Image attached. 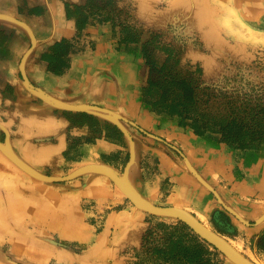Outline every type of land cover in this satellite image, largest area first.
Instances as JSON below:
<instances>
[{
	"label": "rangeland",
	"instance_id": "rangeland-1",
	"mask_svg": "<svg viewBox=\"0 0 264 264\" xmlns=\"http://www.w3.org/2000/svg\"><path fill=\"white\" fill-rule=\"evenodd\" d=\"M73 15L79 33L54 46L48 56L50 71L65 74L71 53L103 50L105 57L88 67V76L96 81L102 73L110 96L116 100L114 87L121 83L111 66L122 58L130 65L128 80L121 85L132 88L126 92L131 104L117 111L127 120L105 112L100 108L104 106L89 104L75 109L51 102L56 106L50 103L47 109L50 101L46 97L15 93V87L26 81L40 87L21 67L26 54L30 52V59L35 48L33 39L28 51L11 67L9 80L0 87V152L5 155L3 146L10 142L25 157L24 145L35 144L34 137L29 141L19 136L20 117L11 121L6 113L11 104L29 105L47 122L53 115L64 118L68 122L65 147L58 146L57 138L40 137L37 143L48 145L49 152L48 158L43 155L31 162L37 170L49 176H67L95 163L125 178L136 159L139 169L133 181L136 186L149 187L148 194L156 205L181 204L178 207L188 210L254 264H264V144L259 149L241 150L221 142L217 135L201 136L178 116L157 111L153 106L157 96L145 95L150 58L159 67L170 65L202 89L230 92L237 99L252 102L264 99V0H89ZM5 24L28 33L13 20ZM88 26H102L98 39L85 35ZM9 35V29H0V58ZM31 90L40 93L39 89ZM129 108L135 109V119ZM74 129L76 133H70ZM190 137L220 150L205 157L198 146H188ZM103 141L110 147L101 145ZM187 159L223 202L192 173ZM1 161L0 175L5 177L0 176V188H5L2 182L16 198L33 194V199L44 204L46 215L37 214L20 199L11 214L0 210V264H133L142 253L148 231L183 222L139 208L119 192L114 180L99 174L48 183L24 173L9 160ZM160 181L163 186L157 197L153 188ZM139 221L143 229L128 234ZM216 252L224 264H237L218 248Z\"/></svg>",
	"mask_w": 264,
	"mask_h": 264
},
{
	"label": "crops",
	"instance_id": "crops-1",
	"mask_svg": "<svg viewBox=\"0 0 264 264\" xmlns=\"http://www.w3.org/2000/svg\"><path fill=\"white\" fill-rule=\"evenodd\" d=\"M88 1L89 0H0V14L11 16L13 18L19 16L21 20L18 18L16 19L24 22L30 28L28 30L19 23H17V25L22 27L24 30H28V33L18 29L10 28L11 26L5 24V22L10 24V20L12 19L0 16V29H9L10 32L7 42L5 43V47H3V54L0 58V87L4 81L7 79L9 80L8 75L11 73V67H14L16 61L28 51L34 39L35 48L30 59L28 56L27 59L29 60H25V64L27 61V64L25 65V71L28 72V77L32 81H35L37 84H39L41 88L32 85L29 81V83L32 85V88L36 90L39 89L41 93L50 94L60 101L80 105L82 108L88 107L89 104L104 106L100 108L111 110L123 116V114L117 110H120L124 104L130 106L131 100L129 99V96L126 95V92L131 91L132 88L121 85L127 82L130 75V65L125 64L126 61H123L122 58L118 57L119 59L114 61L116 66H111L115 72L117 81L121 83L119 86L114 87L116 100H113L114 98L110 96L108 92V82L104 77H102V73H100L101 75H97L95 77L96 81H92V79L88 76V71L90 69L88 67L93 63L102 62V57H105L103 50L98 49L97 52L93 53H71L68 57L70 63L69 69L63 75H56L49 69L51 63L48 56L52 55L54 46L57 43L63 42L65 40H72L77 37L79 33L78 20L73 15V11L78 6L86 5ZM84 32L85 35H88V38L98 39L102 32V26H88ZM98 80L100 81L98 82ZM15 88V93L20 92V95H24L28 98L34 97V93L29 87H27L26 83H22ZM134 97L135 102H138L139 97L137 94H135ZM43 103H45L44 100ZM47 104L49 106L46 107L49 109L52 105L46 103V105ZM129 109L133 114L131 115V118L135 119L137 116L136 112L134 111L135 109ZM6 113L10 117L11 121H13V118L19 117L21 120L26 119L28 121V127L20 128L19 136H25L26 138L28 137L29 141L31 137L35 138V144L29 143L30 146L36 148L35 153L27 156V153L25 150H23L25 159H27L29 164H31V162L33 163V160L36 161L39 158H42L43 155L48 158L49 146L46 145L45 147L44 144L40 145L37 143L40 142L38 141L40 137H53L54 141L56 140L55 138H57L58 141L56 143L58 146L62 147V149L65 147L66 141L64 138L66 133L64 131H66V128L68 127V122L64 118H57L55 115H53L52 121H44L42 114L33 113L29 108V105L24 103H18L16 105L11 104L10 107H8V111L6 110ZM99 115L101 117L103 116V114ZM33 126L36 127L34 128ZM76 131L77 130L74 129L73 131H70V133H76ZM187 144L191 148L193 146H198L201 154L205 155V157H209V152L220 150L218 147L207 143H202L201 141L198 142L196 139L191 137L189 138ZM101 145L110 147L109 143L105 141H103ZM213 163L214 158L211 159V164ZM138 169L139 162L135 159L131 164L130 172L127 173L128 180L132 183L137 191L152 201L153 197L148 194L149 187L146 184L141 185L140 183L136 186L133 181V176ZM256 174L261 175L262 172H257ZM207 175L211 176L209 173H207ZM162 186L163 183L160 181L153 188L154 194L157 197L159 196V191L161 190ZM68 200L70 201L71 199L68 198ZM179 205L181 204L176 203L175 206ZM143 226L144 224L139 221L137 223V228L132 229L128 234H137V230H142Z\"/></svg>",
	"mask_w": 264,
	"mask_h": 264
},
{
	"label": "trees",
	"instance_id": "trees-1",
	"mask_svg": "<svg viewBox=\"0 0 264 264\" xmlns=\"http://www.w3.org/2000/svg\"><path fill=\"white\" fill-rule=\"evenodd\" d=\"M148 65L151 70L145 95L157 96L153 103L157 111L178 116L197 134L217 135L221 142L241 150L259 149L264 144V99L252 102L230 92L202 89L168 64L159 67L149 58ZM211 247L215 248L181 222L148 231L142 253L133 264H224L218 259L217 248L212 251Z\"/></svg>",
	"mask_w": 264,
	"mask_h": 264
},
{
	"label": "bare ground",
	"instance_id": "bare-ground-1",
	"mask_svg": "<svg viewBox=\"0 0 264 264\" xmlns=\"http://www.w3.org/2000/svg\"><path fill=\"white\" fill-rule=\"evenodd\" d=\"M0 16H3V17H5V18H10V19H12V20H14L15 22H17V23H19V24H21V25H23L24 27H26L28 30L30 29L29 28V26L27 25V24H25L24 22H22V21H20V20H18V19H16V18H13V17H11V16H6V15H3V14H0ZM30 33H32V32H30ZM33 35V34H32ZM30 53V52H29ZM29 53H27L26 54V56H25V58H24V61H23V63H22V65H21V67H22V70L23 71H25V60L28 58V56H29ZM26 84H27V86L31 89V84L29 83V81H26ZM32 91V90H31ZM33 93H34V97H37V98H39V99H41L42 97L44 98V97H46L47 98V100L48 101H50L49 102V104L51 103V102H55L58 106H60V107H68V108H75V109H80V108H82V106H80V105H76V104H73V103H70V102H64V101H60V100H58L57 98H55V97H53L52 95H50V94H44V93H35L34 91H32ZM48 96V97H47ZM42 98V99H43ZM45 99V98H44ZM52 104V103H51ZM52 105H54V104H52ZM54 106H56V105H54ZM103 110H105L106 112H109V113H111V114H113L115 117H117L118 119H121L120 117H123L121 114H119V113H116V112H113V111H111V110H107V109H105V108H102ZM124 118V117H123ZM121 120H123V119H121ZM18 127L19 128H23V127H28V121L26 120V119H24V120H20V122L18 123ZM34 128L36 127V126H33ZM24 150H25V152L27 153V156H30L32 153H35V151H36V148L35 147H33V146H30L28 143H27V145L25 144L24 145V148H23ZM1 153V152H0ZM3 153L5 154V155H3L2 153L0 154V160H2L1 162H7V160H9L10 161V163H13L15 166H17L18 168H20L24 173H26V174H29L30 176H33V177H35V178H37V179H39V180H41V181H44V182H55L54 180H55V178L54 177H64V176H49V175H47V174H44L43 172H41V171H39V170H37L34 166H32L31 164H29L28 162H27V159H25V157H22L21 155H20V153H18L17 151H16V149L14 148V146L13 145H11V143L9 142L8 143V146H3ZM186 164H188V166H189V168H190V170L192 171V173L200 180H202L204 183H207V185L211 188V189H213V190H215L214 188H213V186L208 182V181H206L199 173H198V171L195 169V167L191 164V162L187 159V163ZM106 169H108V170H110L112 173H114L115 175H117L118 176V174L116 173V172H114L113 170H111V169H109L108 167H105V166H102V165H99V164H88V165H84V166H81L80 168H78V169H76L75 171H73L72 173H70L72 176H74V178H72V179H70V180H73V179H75V178H77V177H79V176H81L82 174H85V173H96V174H99V175H101V176H103L104 177V179L105 180H114L116 183H117V185H118V190H119V192H121V193H123L124 195H127L132 201H133V199H132V196H131V194H129V192L127 191V188L125 189L124 187H123V185L122 184H124L125 185V187H128V189H130L131 190V192H135V193H137V194H139V196L141 197V199L143 200V201H145V203L146 204H148V203H150V204H153V205H156L154 202H152V201H150L149 199H147L146 197H144L139 191H137L136 190V188L132 185V183L131 182H129V180H128V177H125V178H121L120 177V179L122 180L121 181V183L120 182H117L116 180H115V176H112L111 174H109V173H107L106 172ZM69 174V175H70ZM2 178L3 177H5V176H3L2 174L0 175ZM122 176H124V175H122ZM127 176V175H126ZM115 177V178H114ZM117 179V178H116ZM3 180H4V178H3ZM202 182V183H203ZM1 184L3 185V186H5V188H3V190L0 188V199L2 200V204H3V206L2 207H0V210L2 211L3 210V212L4 213H6V215H9V214H11L12 212H14V211H16L15 210V207H16V200L17 199H20L21 200V202H22V204L23 205H31L30 207H31V209L34 211L35 210V212L37 213V214H41V216L42 217H44L46 214H44V210H45V207H44V204L42 203V202H40L38 199H33L31 196L33 195V194H28V193H24L23 195H24V197H22V198H16L17 197V195L16 194H14V195H10L9 193L10 192H14V191H11V190H9L8 189V187L6 186V185H4L2 182H1ZM205 186H206V184H204ZM208 186H206L207 188H208ZM11 189V188H10ZM210 190V189H209ZM216 191V190H215ZM15 192H16V189H15ZM217 192V191H216ZM15 195H16V197H15ZM36 195V194H35ZM35 198H37V196H34ZM134 202V201H133ZM136 204V203H135ZM137 205V204H136ZM145 205V204H144ZM34 208H33V207ZM139 208H141V209H143V210H146V211H148L149 212V210L148 209H146V207L145 206H141V205H137ZM156 206H159V205H156ZM18 207H20V204H18V206H17V209H18ZM163 207H174V208H177V209H181V210H183V211H186V209H184V208H181V207H178V206H163ZM187 212H188V210H187ZM152 213V212H151ZM154 214H156V213H154ZM159 215V214H158ZM162 216H165V215H162ZM52 217H55V215L53 214V216ZM168 217H171V216H168ZM198 219V218H197ZM209 229V228H208ZM244 255V254H243Z\"/></svg>",
	"mask_w": 264,
	"mask_h": 264
},
{
	"label": "water",
	"instance_id": "water-1",
	"mask_svg": "<svg viewBox=\"0 0 264 264\" xmlns=\"http://www.w3.org/2000/svg\"><path fill=\"white\" fill-rule=\"evenodd\" d=\"M120 118L123 119V120H127V119H125L123 117H120ZM143 131L146 132L145 130H143ZM106 172L109 173V174H111L112 176H115L117 178L116 179L114 177L115 180L117 182H120L121 183L122 180L120 179L119 176L115 175L114 173H112L108 169H106ZM54 178H55V180H54L55 182H62V181H68V180L74 178V176H72L70 174V175H67V176H64V177H54ZM204 184H206V186H208L207 183H204ZM122 185H123V187L125 189L127 188V191L129 192V194H131L133 201L137 205H141V206L143 205V206H145L146 209L149 210V212L156 213V214H159V215L171 216V217L177 218L179 220H182L188 226H190L197 234H199L201 237H203L208 242H210L215 247H217L219 250H221L223 253H225L235 263H237V264H254L250 259H248L246 256H244L243 254H241L237 249H235L227 240H225L224 238H222L221 236H219L215 232H213L210 229H208L193 214H191V213H189L187 211H183L181 209L174 208V207L156 206V205H153V204H150V203L146 204L145 201H143L141 199V197L139 196V194H137L135 192H131V190L128 189V187H125L124 184H122ZM208 188L210 190H212L215 194H217L216 191L213 190V189H211L209 186H208ZM217 196H218L219 200L221 202H223L222 199L219 197L218 194H217Z\"/></svg>",
	"mask_w": 264,
	"mask_h": 264
}]
</instances>
